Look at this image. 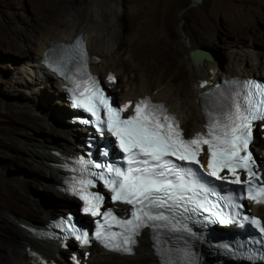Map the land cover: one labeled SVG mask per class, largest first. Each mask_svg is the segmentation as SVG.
I'll list each match as a JSON object with an SVG mask.
<instances>
[{"label":"snow or ice","instance_id":"6c2138e0","mask_svg":"<svg viewBox=\"0 0 264 264\" xmlns=\"http://www.w3.org/2000/svg\"><path fill=\"white\" fill-rule=\"evenodd\" d=\"M70 53L69 59L78 58V63L86 67L88 57L82 37L70 46ZM109 80L114 81L115 77L109 76ZM227 83L226 91L217 86L219 95L214 107L205 104L207 133L185 138L179 121L163 104L144 98L135 104L134 114L124 117L122 114L132 106L130 103L113 106L95 77L87 72L83 78L76 74L73 87L67 91L71 93L74 107L93 118L83 123L91 124L101 136L107 133L114 137L124 154L122 165L77 158L71 170L78 176L64 189L83 201L85 214L103 217V223L97 221L94 238L106 248L134 254L137 238L145 228H150L161 264H199L194 243L205 242L207 237L194 230L196 225L236 224L243 228L247 224L258 231L259 239H251L247 247L242 241H237L235 247L229 243L217 247L251 264L264 262V220L241 211L244 200L264 204V174L256 170L258 165L249 150L254 122L264 120V83ZM205 146L207 175L242 185L240 194L222 195L204 179L200 171L204 166L199 157ZM102 155L106 157L108 152ZM225 170L230 180L221 176ZM240 171L247 174L246 180H241ZM100 182L111 193L113 202L131 206L130 218L121 219L112 207L101 211L105 196L92 191ZM211 196L223 201L228 211L218 208L209 199ZM202 213L207 215L200 219ZM67 224L65 240L72 237L82 246L90 244L92 238L88 232L72 226L70 218ZM114 226L118 230H113ZM164 237H175L183 246L171 244ZM71 259L74 264H80L75 256Z\"/></svg>","mask_w":264,"mask_h":264},{"label":"rangeland","instance_id":"374dc122","mask_svg":"<svg viewBox=\"0 0 264 264\" xmlns=\"http://www.w3.org/2000/svg\"><path fill=\"white\" fill-rule=\"evenodd\" d=\"M71 1L0 0V141L7 137L23 150L17 154L15 150L3 152L0 148V201L6 200L9 208L15 211L9 215L16 218L18 226L23 224L18 222L33 220L26 207L28 204L20 200L14 202L16 199L12 195L26 181L30 187L24 189V194L34 204L33 208L39 205L48 212L42 217L47 215L55 219L65 213L62 205L67 208L75 201L59 191L46 189L49 179L35 171L38 164L25 150L32 144L43 142L50 145L64 140L54 129H51L52 134L47 132L49 122L56 115L62 113L65 127L72 129L68 126L69 109L61 102L56 79L51 85L41 76L35 79L36 75L26 73L25 69L39 59V48L45 41L63 36L76 20L85 17V20L98 19L101 22L100 14L106 18L103 23H107V28H97L94 33L98 38L101 36L98 44L102 49L106 52L111 49L110 53L107 52L109 55L116 49L111 59L114 60L112 69L118 70L119 84L112 92L118 102L131 88L134 95L141 82L147 83L146 90L150 94L163 90L166 80L178 77L172 73L174 63L189 64L185 60L188 53H182L184 48L211 53L219 61L225 76H240L258 64L259 71H264V0H204L198 6H194L192 0H84L77 5ZM110 7L117 15L114 23L106 17ZM124 14H127L125 20ZM111 32L118 35L119 49H125L121 56L108 36ZM175 46L179 47L178 56L172 52ZM27 47L33 49L30 54L26 52ZM148 58L165 66L166 80L160 84L161 88L149 79L155 76H148L140 67ZM111 59L109 56V62L113 63ZM142 71L148 76L146 80L141 76ZM75 133L85 136L81 130ZM6 155L18 157L12 161ZM11 237L12 232L0 229V255L6 254ZM96 251L92 250V256L101 253ZM115 257L111 264L134 262Z\"/></svg>","mask_w":264,"mask_h":264},{"label":"bare ground","instance_id":"6f19581e","mask_svg":"<svg viewBox=\"0 0 264 264\" xmlns=\"http://www.w3.org/2000/svg\"><path fill=\"white\" fill-rule=\"evenodd\" d=\"M71 2L73 5H77L84 3V0H72ZM112 8L113 7H110L109 9L110 11L109 13L106 14V17H108L107 18L108 21L114 23L115 17H117V15L114 11H113L114 13L112 12L113 10ZM100 15H101L100 17L105 22L106 18L104 17V15L103 14ZM125 19H127V14H124V20ZM103 20L101 22L98 19L85 20V17L84 19L82 18L81 20H76V21L74 19L75 22L73 24L71 23L72 25L69 27L68 31L65 32L63 36H57L51 38L49 41H45L42 44V46L39 48V52H40L39 59L36 58L35 62H33L31 65L29 64V67L31 68L26 67L25 69L26 73L29 72L35 74L36 75L35 79L37 78V76H39V78L41 76V78L47 80L49 84L52 85L53 84L52 80L55 79L51 75H49L48 74L49 71L43 68V66L41 65V60L44 58L46 50H49L63 42L71 43L78 35H81L82 38H84L87 41L90 53L92 52L91 53L92 55H95L100 59V63L96 65L92 63V65H94L92 67L93 71L98 74L99 73L104 74V77L108 72H114L118 76V70H114L115 69L114 67L112 69L114 60L111 59L116 49H114L112 53L109 55L110 53L109 51L111 49L107 51L109 53H107L105 49H102L99 45L100 44L99 41H101L99 39L101 38V36L100 38H98V35L94 33L95 29L97 28L98 29L107 28L105 27L107 23L106 25H104L105 23H103ZM87 36H89V39L87 38ZM108 36H111L110 38L111 42L115 43V46L119 52V56L123 55L125 49H119L118 45L121 43H117V41H119L118 35L115 32H111ZM195 49L191 48L188 50L184 48L182 49V53L189 54L191 51ZM30 51H33V49L27 47L26 52L29 53ZM172 52L174 56H178L179 47L178 46L173 47ZM209 54L211 55V53ZM109 56L113 63L109 62L108 60ZM188 61H189V64L187 65L188 67L185 65V63L183 64L182 62L181 63L175 62L174 63L175 71L173 70L174 72L172 73L176 74L178 77L176 79L169 78L168 80H166L164 76L166 73L164 71L165 66L162 67L161 63L155 61L153 58L145 59L141 63V65L139 64L140 67H143L145 73H148V76L149 75L155 76L149 79L153 80L155 85L158 86V88H161L160 84H162L166 80V83L163 87L164 89L157 93L150 94L146 90L147 83L141 82L140 87L137 88V91L136 93H134V95H132V91H134L133 88L130 89V92H126L125 94L121 95V103H124L126 101H137L139 98H143L145 96H149L155 102H164L166 104V107L169 108L172 113L176 114L179 117L183 128L186 129L187 136L191 137L196 132L204 131L206 118L204 117L202 98H200L201 94H206L207 92H209L210 88L213 85L217 84L223 78L228 79L231 77H239L240 79L243 80L247 78H253L254 74L260 75L262 76V78H264V73L263 74L261 73L264 71L263 70L259 71L260 70L259 64L255 68L253 65L249 71L246 72L244 71L242 75L239 74L240 76L235 74L225 76L223 74L224 72L222 71V68L220 67L219 61L214 56H212V60L204 59L197 62L192 59H188ZM145 73L142 71V75H141L145 77L144 80H146V77H148ZM118 84L119 81L116 85ZM57 85L59 87L58 95L62 96L61 94L62 91H60V84L57 83ZM127 85L130 86V84ZM171 87L174 89H171ZM114 88L117 89V86L111 87L112 90H114ZM203 99L205 100L206 97L203 96ZM61 102H63V104L65 103L63 100ZM206 104H208L209 107H212L216 104V99L208 96ZM68 112L70 113L69 110ZM62 116H63L62 113L60 115L54 116L52 118V121H50L48 125L50 129H47V132L49 134H52L51 129H54L56 132L61 134L64 138L62 142H57L52 144L50 143V145L44 144L42 142L35 145L32 144L30 148H25V150H27V152L30 154L31 159L38 164V167H36L38 169L35 171H38L40 175L45 176L46 178L49 179L46 182V189L49 191L55 190L57 192H58L57 186L61 184L62 178L64 176V174L56 166L58 163H62L61 155L69 156L70 154H75L79 152L85 140V136L82 137L81 133H75L76 131L81 129L78 128L77 126L74 127L70 124L71 121H74L76 119L74 117L69 118L70 115L68 116L69 119L68 126L72 128L69 129L65 127V123L62 120L63 119ZM73 129L75 130V132ZM83 132H85L86 135L87 130L85 131L83 130ZM6 138L7 137L3 138L4 142L2 141L3 139L0 141V148L3 150V152H5L6 150H15L17 154L23 152V150L18 145L14 146ZM102 142L103 141L100 139V143ZM109 153L110 152H108V154ZM6 156L8 159L12 161H16V158L18 157L16 156L14 158V156H9V155ZM21 160H25V159H21ZM29 187H30V183L26 181L24 183V186H22V188L18 190L17 189L14 190L12 195L13 198L16 199L14 202L20 200L28 204L25 205L27 208L30 209V212L32 214L31 217L33 218V220H31L30 222L26 223L25 221H21L18 223H23V224H20L21 226H18V224L16 223V218L10 217L9 215V214L13 215V212L15 211H13L12 208H9V205L7 204L6 200L0 201V229L4 228L5 230H9L10 232L13 233V237L10 238L8 247L6 248L7 249L6 254L0 255V264H30L31 258L27 254L28 249L39 252L44 256V258L48 260H55V261L57 260L58 257L62 258L65 254V252L61 251L54 243L38 240L24 228V227H43L46 224H48L50 220H54V218L48 217L47 215H45V217H42V215H44L45 212H47L42 206L37 205L36 208H33L34 204L24 194V189ZM75 203L76 201H73V204L69 206L67 205V208L66 205H62L61 208L63 211H65V213L69 211L70 212L77 211L74 208ZM253 212L256 216L264 220V207L254 208ZM95 249L97 250L96 252L99 251L97 248ZM113 255L114 254H110V253H100V254L97 253L95 256H92L91 254L90 256L91 259L89 260V264H111L112 262H114V259L117 258L115 257L116 255L115 256ZM122 258L129 261L134 260V262H130L127 264H161L160 256L157 254L155 247L153 246V244L150 242L149 238L146 235H143L142 238L140 239V245L136 249L135 256L122 257ZM202 264H214V263L212 261H205Z\"/></svg>","mask_w":264,"mask_h":264},{"label":"clouds","instance_id":"9594fccd","mask_svg":"<svg viewBox=\"0 0 264 264\" xmlns=\"http://www.w3.org/2000/svg\"><path fill=\"white\" fill-rule=\"evenodd\" d=\"M78 37H82L81 35H78L75 39H77ZM74 39V40H75ZM74 40L71 42V43H73L74 42ZM83 40H84V42H85V44H86V48H87V51H88V53H89V56L91 57V58H98L97 56H95V55H92L91 53H90V51H89V47H88V43H87V41L83 38ZM71 43H60V44H58V45H61V44H71ZM46 52H47V50H46ZM45 52V53H46ZM99 59V58H98ZM92 63H94V65H96V64H98V63H100V59L98 60V62H92ZM92 63L90 64V69H92V67L94 66V65H92ZM41 65H42V60H41ZM43 66V65H42ZM43 68H44V66H43ZM93 70V69H92ZM96 73V72H95ZM110 73H112V74H115L114 72H108L107 74H106V76H108V74H110ZM49 75H51L54 79H56V81H57V83H59L60 84V91H62L63 90V88H62V84L64 83V81L63 80H61V79H58V78H56V77H54L52 74H50V73H48ZM98 74V73H97ZM98 75H100V77H102V78H104V76H102V74H98ZM105 76V77H106ZM253 78H255V79H257V80H259V81H261L262 83H264V78H262V76H260V75H255ZM101 79V78H100ZM116 79H117V83H118V81H119V79H118V76L116 75ZM240 80H242V79H240L239 77H231V78H223V79H221L217 84H215V85H213L211 88H210V91L211 90H213V88L216 86V85H218V84H223V83H225V82H227V81H240ZM243 80H245V79H243ZM58 86V85H57ZM116 86V85H115ZM113 90H111L110 91V93L114 96V94H113V92H112ZM62 100L66 103V101H65V97H64V94H63V91H62ZM202 95H204V94H201L200 95V98H202ZM115 102H117V104L116 105H118L119 103H121V102H118V101H116V99H115V96H114V103ZM69 109V108H68ZM69 111H70V116H69V118L73 115V113L71 112V110L69 109ZM74 127H76V126H74ZM80 128V127H79ZM82 131L84 130L85 131V129H83V128H80ZM85 140H86V135H85ZM84 140V141H85ZM84 145V142H83V144H82V146ZM78 153V152H77ZM77 153H75V154H77ZM58 164H60V163H58ZM60 170V169H59ZM61 185V184H60ZM59 185V186H60ZM58 190V189H57ZM59 191V190H58ZM60 192V191H59ZM61 193V192H60ZM64 195V194H63ZM66 196V195H65ZM72 199V198H71ZM74 200V199H73ZM76 201V200H75ZM78 206H79V203L76 201V203H75V209L77 210V214L74 212V211H69L71 214L72 213H74L75 215V217H77V218H80V214H79V209H78ZM65 214V213H64ZM63 214V215H64ZM63 215H60V216H63ZM73 215V214H72ZM59 217V216H58ZM39 240V239H38ZM65 256V255H64Z\"/></svg>","mask_w":264,"mask_h":264},{"label":"water","instance_id":"95a60500","mask_svg":"<svg viewBox=\"0 0 264 264\" xmlns=\"http://www.w3.org/2000/svg\"><path fill=\"white\" fill-rule=\"evenodd\" d=\"M204 0H192L194 6L201 5ZM192 59L194 61H201L204 59L212 60V56L207 52L203 50H193L188 55L185 56V60ZM112 95V94H111ZM117 104V102H115Z\"/></svg>","mask_w":264,"mask_h":264},{"label":"flooded vegetation","instance_id":"af4514ba","mask_svg":"<svg viewBox=\"0 0 264 264\" xmlns=\"http://www.w3.org/2000/svg\"><path fill=\"white\" fill-rule=\"evenodd\" d=\"M87 38L89 39V36H87ZM69 42V41H68ZM92 53V52H91Z\"/></svg>","mask_w":264,"mask_h":264},{"label":"trees","instance_id":"16d2710c","mask_svg":"<svg viewBox=\"0 0 264 264\" xmlns=\"http://www.w3.org/2000/svg\"><path fill=\"white\" fill-rule=\"evenodd\" d=\"M73 215H75L74 213H72ZM76 216V215H75Z\"/></svg>","mask_w":264,"mask_h":264}]
</instances>
